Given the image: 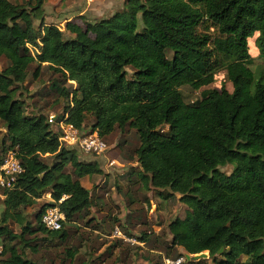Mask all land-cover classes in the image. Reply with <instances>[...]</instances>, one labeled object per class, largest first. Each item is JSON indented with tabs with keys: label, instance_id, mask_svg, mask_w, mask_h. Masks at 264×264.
I'll list each match as a JSON object with an SVG mask.
<instances>
[{
	"label": "trees",
	"instance_id": "obj_1",
	"mask_svg": "<svg viewBox=\"0 0 264 264\" xmlns=\"http://www.w3.org/2000/svg\"><path fill=\"white\" fill-rule=\"evenodd\" d=\"M82 18L84 26L67 21L62 30L46 23L44 0H0V62L6 61L0 69V147L5 153L17 147L25 169L15 188L4 191L1 263L42 264L26 250L37 254L47 240L69 243L85 227L90 234L102 230L90 217L94 195L80 181L102 172L98 162L79 161L62 146L45 111L26 113V82L36 64L35 78L43 68L57 76L50 89L68 100L62 108L67 122L86 130L91 118L89 131L101 138L120 131L108 145L137 163L131 174L138 168L124 186L128 221L147 223L138 188L181 195L188 211L169 224L166 257L208 252L215 264H264V73L250 67L252 39L264 56V0H125L108 18ZM220 70L227 71L232 92L223 85L203 90L197 103L186 102L182 86L198 90ZM71 81L75 87L66 86ZM128 131L137 142L123 136ZM233 164L232 173L222 170ZM46 192L53 201L40 205L34 223L25 210ZM56 204L66 220L53 231L42 216ZM98 260L66 247L59 264Z\"/></svg>",
	"mask_w": 264,
	"mask_h": 264
},
{
	"label": "rangeland",
	"instance_id": "obj_2",
	"mask_svg": "<svg viewBox=\"0 0 264 264\" xmlns=\"http://www.w3.org/2000/svg\"><path fill=\"white\" fill-rule=\"evenodd\" d=\"M13 2L23 3L27 0H11ZM57 0H44V9H45V21L47 24H56L62 30H65V24L62 22H58L57 14L54 19H51L50 10L54 9L53 5L56 4ZM67 1V0H66ZM114 1V0H113ZM47 2V3H46ZM45 4H49L45 8ZM56 9V8H55ZM71 7L69 12H71ZM46 12L50 19H47ZM68 12V13H69ZM108 18V17H106ZM39 25V21L36 22ZM250 51L252 54L253 62L251 64V69L254 72L263 71L264 73V56H260L258 49L254 44V40H251L250 43ZM35 52V49H34ZM171 52L168 53V56L171 57ZM6 65V61L2 60L0 62V69H2ZM36 64H33L30 72L28 73V78L26 82L27 90L24 92V97L26 99L25 110L29 115H33L39 113L41 110L45 111L48 116L51 114H63V106L68 104V100L60 97L55 91H52V85L54 81L57 79L56 75H53L51 70L48 68H43L40 72L39 77L35 78L33 75ZM129 77L133 73V69L129 68ZM225 86L229 91H233V84L227 77L226 70H220L215 75V80L213 83L209 85H205L198 90L193 89L189 85H185L181 87V91L183 93L184 99L188 103H197L202 99V92L206 89L217 88L221 89L222 86ZM66 86L75 87V83L68 82ZM51 87V89H50ZM49 89V91H48ZM50 92L48 95L43 94L44 91ZM58 99V100H57ZM54 101L57 102L54 103ZM92 126L91 118L87 119L85 123V129L89 130ZM53 127L55 130H59V127L56 123H53ZM5 130V129H4ZM120 131L114 133V135L107 136L103 138L107 144L114 142L115 139L119 138ZM127 135L128 140L131 143L137 142L136 135L133 131L127 132L123 136ZM75 152H78L74 150ZM104 154V153H103ZM116 153L110 151L108 153V157L115 156ZM5 152L1 150L0 147V158H4ZM117 164L113 166L114 169H118L121 165V161L119 158L116 159ZM235 168V164L227 165L222 168L223 171L227 173H232ZM67 171H72V166L69 164ZM135 176L137 174L132 173ZM113 175V182L112 177ZM118 171L113 172V174L108 176H103L101 179L107 181V183H111L113 185V191L111 194L106 196V203L103 208L100 210V207L96 208L94 212L98 219H102L104 221L103 225L106 227L104 229V233L106 234L103 239L95 238V234L92 232L89 233L87 227H85L81 233H79L78 237H75L69 243H64L62 245H57V241L52 243L53 241H45L44 246L41 247L40 252L37 254H32L30 251L28 256L33 258L34 260L42 263V264H51L53 260H55L56 264H59L61 261V257L65 252L66 247H76L79 248L80 255L89 258L92 256L93 258H99L97 264H157V262H161L163 264V258L166 257L164 248V242L171 240L172 235L169 230V224L176 218H185L188 207L181 202L180 194L167 195L166 193L160 196L157 192L154 191H139L138 188V198L143 201L140 205L142 207L143 212L146 216L147 223H143L142 218L134 217V219L128 221L127 215L129 214V209L126 205V189L124 187L119 190L115 184V179H117ZM88 176H85L87 178ZM92 177L91 181H85L86 184L92 188L96 186L97 178ZM94 178V179H93ZM94 180V181H93ZM117 182L124 184L125 181L122 182L121 179L117 180ZM99 186L97 185L96 188ZM91 188V189H92ZM100 188V187H99ZM43 196H47L44 194ZM46 200L42 199L37 205L31 206L28 208L27 212L29 213L30 219L35 223V213L39 210L40 205L45 203ZM3 208L0 205V211ZM115 226H119L122 232L128 236H133L138 241L143 242L140 244H133L131 242H126L119 238L113 237V230ZM14 228L17 231H20V227L14 225ZM147 233L150 236L149 242H144L141 238ZM43 236V234H40ZM82 239V241H80ZM208 253V252H207ZM221 257V256H219ZM244 257L242 260H245ZM206 264H215L213 260L209 257L204 260Z\"/></svg>",
	"mask_w": 264,
	"mask_h": 264
},
{
	"label": "crops",
	"instance_id": "obj_3",
	"mask_svg": "<svg viewBox=\"0 0 264 264\" xmlns=\"http://www.w3.org/2000/svg\"><path fill=\"white\" fill-rule=\"evenodd\" d=\"M48 1V0H47ZM57 3L54 4L52 11L50 10V18L54 19L55 15L57 14L58 17V22L60 23H64L66 25L67 21H72L74 23H77L81 26H84V22H83V18L82 17H86V19L90 20V21H94L96 19L99 18H106V17H110L113 14H115L117 11H121L124 7V3L125 0H93V1H88V0H57ZM15 3H20V2H15ZM47 3V2H46ZM49 4H45V8L46 6ZM71 7V12H69ZM56 8V9H55ZM69 12V13H68ZM47 19H50L48 16V13L46 12ZM59 114V113H58ZM71 150H76L78 152H75L77 155V158L79 161H86V162H93L96 161L98 162L100 169L102 170L101 173H96L93 175H83L82 177H80V181L81 183L88 188L91 193L94 195L95 201L97 203V205L95 207H93V212L92 215L90 217H96V214L94 213L96 211L97 207H100L99 209L101 210L106 203V196L111 194V191H113V175L112 177H110L109 175L113 174L114 170L118 171V175H117V179H115V184L117 186V188H121L124 187L130 177L133 178L135 175L130 173L131 167L133 166H137L136 162H131L130 159L126 158L124 156V154L122 153V151L120 150V148L116 147V144H112L109 146V150L107 152H105L104 154H100V155H96V154H87L84 153L78 149H71ZM110 151H113L116 153L115 156L113 157H108V153ZM119 158V160L121 161V165L119 166L118 169H114L113 166L117 164L116 159ZM138 168L136 169V173H137ZM71 172V171H68ZM96 175L95 178H97L96 180V186L98 185L99 187L96 188V186H92L89 187L85 181H91L92 177H94ZM85 176H88L87 178H85ZM103 176H108L110 178H112V182L111 183H107V181H105L104 179H101ZM94 179V178H93ZM121 179L122 182L125 181L124 184H121L119 182H117V180ZM94 181V180H93ZM92 188V189H91ZM47 196H42L37 200V203H39L42 199L46 200V201H51L50 199H52L51 197V192H46L45 193ZM44 195V194H43ZM4 199L5 197L0 196V205L3 206V208L0 211V217L2 212L4 211ZM45 201V202H46ZM30 208V207H28ZM28 208L25 210L28 219H30L29 217V213L27 212ZM97 220V222L100 223L102 230H94V233L99 234L100 236L105 237L106 236V232L104 233V229L106 228L103 223L104 221L102 219H98L95 218ZM19 226V225H17ZM88 229H90L89 227H87ZM3 245H4V241L0 240V252L3 250ZM30 250H26L27 255L29 254ZM30 257V256H29ZM1 258L0 257V264L1 263ZM31 258V257H30Z\"/></svg>",
	"mask_w": 264,
	"mask_h": 264
},
{
	"label": "built area",
	"instance_id": "obj_4",
	"mask_svg": "<svg viewBox=\"0 0 264 264\" xmlns=\"http://www.w3.org/2000/svg\"><path fill=\"white\" fill-rule=\"evenodd\" d=\"M93 1V0H88ZM62 29V28H61ZM30 51L34 54V47L27 45ZM75 83L74 81H71ZM68 114H51L49 122L56 123L60 131L61 145L70 149H78L87 154L100 155L109 150V145L103 138L100 137L98 131L84 130L78 128L73 123L67 122ZM25 169L18 156V148H10L5 153V156L0 164V196L6 197V190L15 188L20 176ZM53 201V199H50ZM62 200H60L61 202ZM66 220L65 213L62 211L59 204L49 206L42 216V223L49 230H60L63 227V222ZM113 237L122 239L126 242L142 245L143 242L138 241L133 236L124 234L119 226H115ZM188 260L186 255H182L176 259L165 257L164 264H183Z\"/></svg>",
	"mask_w": 264,
	"mask_h": 264
},
{
	"label": "water",
	"instance_id": "obj_5",
	"mask_svg": "<svg viewBox=\"0 0 264 264\" xmlns=\"http://www.w3.org/2000/svg\"><path fill=\"white\" fill-rule=\"evenodd\" d=\"M222 251H223V249H221L220 252H222ZM187 257H188V258H192V260L206 259V258H209V253H207V252H202V253H200V254H196V255H194V256H190V255H188Z\"/></svg>",
	"mask_w": 264,
	"mask_h": 264
}]
</instances>
